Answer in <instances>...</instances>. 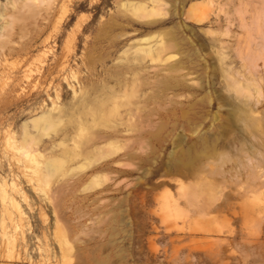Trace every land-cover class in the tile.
Returning a JSON list of instances; mask_svg holds the SVG:
<instances>
[{
    "label": "rangeland",
    "instance_id": "rangeland-1",
    "mask_svg": "<svg viewBox=\"0 0 264 264\" xmlns=\"http://www.w3.org/2000/svg\"><path fill=\"white\" fill-rule=\"evenodd\" d=\"M154 1L0 0V264H264V0Z\"/></svg>",
    "mask_w": 264,
    "mask_h": 264
},
{
    "label": "bare ground",
    "instance_id": "bare-ground-1",
    "mask_svg": "<svg viewBox=\"0 0 264 264\" xmlns=\"http://www.w3.org/2000/svg\"><path fill=\"white\" fill-rule=\"evenodd\" d=\"M151 1V0H150ZM155 1H157V2H160V0H155ZM154 1V3L153 2H151V4H155V3H157V2H155ZM40 2V1H39ZM28 3V2H27ZM26 3V4H27ZM161 3V2H160ZM25 4V3H24ZM34 5V4H33ZM46 5H47V3H46ZM159 5V7H160V5L161 4H158ZM158 5H153V6H158ZM144 6V5H143ZM143 6H136L135 7V9L134 10H141V9H143L144 11H145V13H147V16L149 17V18H152V17H154L153 15H155L156 13H157V11H156V9L155 8H153L152 6V8L151 7H149V8H151V10L149 11L148 10V12H147V10L143 7ZM158 7V8H159ZM148 9V8H147ZM161 10V9H160ZM137 11V12H138ZM191 12H192V14L194 13H199V8H197V6H192V9H191ZM157 15H159V14H157ZM150 16H152V17H150ZM37 21V20H36ZM196 22H198V23H200L201 22V18H198V19H196L195 20ZM150 22V21H149ZM148 22V23H149ZM146 40V39H145ZM144 40V41H145ZM158 46V45H157ZM174 46H173V44H171L170 42L169 43H165V44H163V45H161V46H158L156 49H155V52L153 53V54H151L152 55V57H157V59H160V60H163V61H169L171 58H173V56L171 55V51H172V48H173ZM144 49V48H143ZM142 49V50H143ZM137 50H141V49H137ZM136 50V52H138ZM155 60V59H154ZM169 69H172V70H174V71H177V70H179V66H177V65H172ZM167 86H169V89H174L175 87H177L178 85H177V83H172L171 84V82H170V84L168 83L167 85H166V87ZM92 101H94V100H92ZM260 101V100H259ZM92 104V103H91ZM123 104V103H122ZM257 105H258V103H257ZM109 106V105H108ZM107 106V107H108ZM96 106L95 105H93V107H92V110H91V117H92V121L94 122V123H96V121L98 120V115H99V113H102L104 116H108V114L110 113V112H112V110H110V111H107V110H105V108H101V110L98 112V110L95 108ZM133 116L135 115V112H133V114H132ZM126 116H128V115H126ZM125 116V118L124 119H126V118H128V117H126ZM129 117H131V116H129ZM123 119V120H124ZM131 119V118H130ZM121 120H122V118H121ZM127 121L129 120V119H126ZM125 122V121H124ZM123 122V123H124ZM131 121L129 120L128 121V123H130ZM127 123V122H126ZM120 124H122L121 122H120ZM125 124V123H124ZM130 125V124H129ZM117 126V125H116ZM131 126V125H130ZM118 129V128H117ZM131 129V128H130ZM128 131V130H127ZM125 133H128V132H125ZM107 140V139H106ZM113 140V139H112ZM116 140V139H115ZM112 146H114V145H112ZM60 165V162H57V163H55V164H52V166H53V168H58V166Z\"/></svg>",
    "mask_w": 264,
    "mask_h": 264
}]
</instances>
